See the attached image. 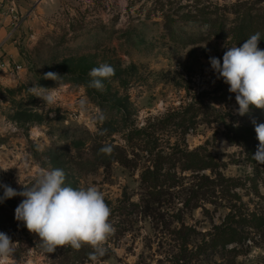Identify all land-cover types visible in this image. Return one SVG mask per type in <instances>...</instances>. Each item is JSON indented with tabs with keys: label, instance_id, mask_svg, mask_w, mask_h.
Returning <instances> with one entry per match:
<instances>
[{
	"label": "rangeland",
	"instance_id": "1",
	"mask_svg": "<svg viewBox=\"0 0 264 264\" xmlns=\"http://www.w3.org/2000/svg\"><path fill=\"white\" fill-rule=\"evenodd\" d=\"M257 6L254 0H0V184L23 191L35 183L38 169L59 168L66 174V186H96L111 208L126 197L138 202L139 170L119 163L109 170L82 167L77 155L85 153L99 127L108 135V123L119 118L109 106L120 108L122 115L128 112L127 123L142 126L194 105L190 114L196 124L186 131L187 146H206L224 163L225 175L239 179V192L251 212L264 218V164L252 161L258 145L250 151L231 142L224 127L205 119L218 113L227 120L239 116V125L254 131L264 124V112L255 107L238 113L235 93L209 62L216 57L222 63L224 53L243 42L213 36L200 15L216 8L230 24L233 8ZM260 21L255 25L264 24ZM104 63L114 67L115 75L103 81V91L87 87L90 70ZM47 72L62 77L44 79ZM36 82L54 90L55 104L34 96L30 88ZM165 130L173 142L184 137L174 125ZM112 137L121 138L117 133ZM23 199L0 202V232L16 242L13 256L21 257L12 258V264H68L47 253L38 235L15 219ZM209 208L211 216L201 208L185 215V223L196 230L193 251L228 213L225 207ZM251 236L236 258L218 249L187 264H264V228ZM112 247L110 258L86 264H174L179 250L171 234L149 220L138 221Z\"/></svg>",
	"mask_w": 264,
	"mask_h": 264
},
{
	"label": "trees",
	"instance_id": "2",
	"mask_svg": "<svg viewBox=\"0 0 264 264\" xmlns=\"http://www.w3.org/2000/svg\"><path fill=\"white\" fill-rule=\"evenodd\" d=\"M254 1L258 5L256 10L233 8L231 13L235 17L230 24L226 22L227 16L220 14L216 8L205 9L200 15L203 21L209 23L211 34L218 38L231 36L237 43H242L252 34L260 32L258 46L264 49V24L255 25V22L264 20V0ZM192 106L194 105L160 119H149L142 126L135 121L127 123L131 119L128 112L122 115L120 108L109 106L119 118L114 123H108V135L103 127H99L85 153L77 155V164L82 167H103L109 170L114 163H119L140 171L139 201L126 197L117 206L110 207V223L115 231L104 245L106 255L99 261L110 258L113 254L112 242L115 244L120 241L142 220H149L156 229L167 230L178 243L179 250L174 264H187L195 256L200 257L201 254L218 249L233 254L236 258L243 252L248 241H251L253 231L264 228V218L251 212L243 200L239 192V179L225 175L224 163L204 145L195 149L187 146L186 131L196 124V116L190 114ZM257 110L259 113L264 112L263 109ZM205 119L224 127L231 142L241 143L250 151L259 144L252 128L239 125V116L227 120L225 115L218 113L208 114ZM123 122L127 124L118 128L117 125ZM168 125H174L176 131L180 129V135L184 137L175 142L171 135L166 138L168 133L165 129ZM87 133L91 135L90 132ZM115 133L121 136L120 140L112 137ZM105 145L112 146L110 155L99 151ZM76 149L80 152V148ZM86 154L88 157H85ZM209 206H213L215 210L225 207L228 213L222 223L215 224L207 234L209 239H203L197 251H193L191 243L196 230L185 223V215L201 208L211 216ZM175 223L180 226H174ZM91 251L88 246L79 251L66 247L58 248L54 254L68 264H86L92 262L88 255ZM13 259L20 261L21 257L15 255Z\"/></svg>",
	"mask_w": 264,
	"mask_h": 264
},
{
	"label": "clouds",
	"instance_id": "3",
	"mask_svg": "<svg viewBox=\"0 0 264 264\" xmlns=\"http://www.w3.org/2000/svg\"><path fill=\"white\" fill-rule=\"evenodd\" d=\"M260 40L261 33L256 32L240 47H230L224 53L222 63L219 58H209L218 78L229 85V92L235 93L240 115L247 114L250 106L264 109V49L258 46ZM88 75L91 79L87 87L103 91V81L114 76L115 69L104 63L92 68ZM61 77L55 72L43 76L53 81ZM41 90H46L47 94H42ZM30 91L49 105L57 101L54 90L43 88L37 82ZM80 103L83 106L85 101L82 99ZM98 119L102 122L103 116ZM255 132L259 144L252 159L264 164V124L256 125ZM99 151L110 155L113 148L105 145ZM35 175V183L25 186L23 191L0 184L3 188L0 202L15 196L24 197L15 209V219L22 222L30 233L38 235L40 246L46 252L54 253L58 248L66 247L79 251L88 246L92 249L88 254L90 260L98 261L104 257L107 252L104 245L115 231L110 223L111 208L104 194L96 186H66L63 169H38ZM15 246L16 242L8 234L0 232V264H12Z\"/></svg>",
	"mask_w": 264,
	"mask_h": 264
},
{
	"label": "built area",
	"instance_id": "4",
	"mask_svg": "<svg viewBox=\"0 0 264 264\" xmlns=\"http://www.w3.org/2000/svg\"><path fill=\"white\" fill-rule=\"evenodd\" d=\"M1 67H3V66H1ZM19 69H21V67H18Z\"/></svg>",
	"mask_w": 264,
	"mask_h": 264
}]
</instances>
